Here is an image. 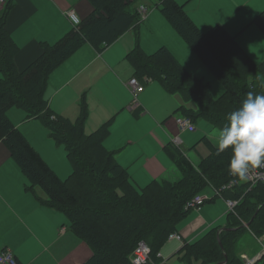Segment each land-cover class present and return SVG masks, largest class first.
Masks as SVG:
<instances>
[{
  "label": "trees",
  "instance_id": "obj_1",
  "mask_svg": "<svg viewBox=\"0 0 264 264\" xmlns=\"http://www.w3.org/2000/svg\"><path fill=\"white\" fill-rule=\"evenodd\" d=\"M91 1L92 11L57 41H41V53L25 68L18 66L20 46L8 27L13 1L8 0L0 10V138L29 180L28 188L40 186L46 193L44 203L63 211L73 232L91 247L92 254L82 264H133L132 255L140 242L151 246V259L157 262L169 235L178 231V224L189 214L185 203L206 186L220 188L239 178L229 172L231 149L216 155L217 144L204 136L193 146L196 149L203 142L208 150L198 164L180 144L170 141L164 145V152L182 173L179 180L154 178L140 186L118 161L117 152L106 146L114 118L86 132L89 111L85 95L75 120L52 110L48 86L54 69L87 43L103 52L126 32L138 31L146 18L138 9L143 4L139 0ZM157 6L225 86V92L215 98L209 84L187 70L167 45L148 52L138 41L126 55L135 76L147 83L157 80L169 93H180L185 101H194L196 108L182 104L178 109L193 123L197 112V117H206L223 128L227 115L249 93L264 94V76L242 51L236 36L222 25L203 31L184 4L176 0H160ZM13 106L24 108L28 119H42L65 144L74 167L67 178H61L13 124L9 117ZM240 181L234 191L224 194L240 199L236 210L227 212L230 229L220 231V226H215L194 242H186L181 257L186 264H245L236 248L249 231L244 223L250 222L249 229L255 234H264V185ZM219 196L216 193L215 198ZM255 264H264V258Z\"/></svg>",
  "mask_w": 264,
  "mask_h": 264
},
{
  "label": "rangeland",
  "instance_id": "obj_2",
  "mask_svg": "<svg viewBox=\"0 0 264 264\" xmlns=\"http://www.w3.org/2000/svg\"><path fill=\"white\" fill-rule=\"evenodd\" d=\"M139 1L147 5L146 18H148L142 20L138 31L126 32L101 53L90 44H85L67 59L68 63L64 64L66 60L51 72L49 86L54 91L52 101L54 111L66 116L68 114L74 120L80 116L81 102L85 95L89 111L85 125L86 132H92L105 121L114 118L108 136V141L114 146L112 151L125 150L124 154H127L132 177L140 186H145L152 180L147 167L148 158L161 150L163 141H170L179 136L182 139L181 149L194 164H198L201 155H206L208 150L203 142L199 143L196 149L193 146L204 136L210 137L217 144L221 127L206 117H197L196 112L193 115L196 129L181 130L178 125L176 126V116L183 115V112H179V107L185 104L196 108V103L191 100L185 101L180 93H169L157 80L149 83L140 80L135 76L133 64L126 58L127 53L138 41L148 52H155L161 44L162 33L171 29L168 32V40L172 48L166 43L173 52L174 49L177 50L180 57L175 52L174 54L178 56L183 66L209 84L215 98L223 95L225 86L191 50L192 48L186 46L185 40L172 28V25L165 22L168 25L166 29L158 20L154 21L160 17L166 19L157 6L160 0ZM93 5L91 0H78L73 8L77 16L84 18L92 11ZM55 40L53 39L52 42ZM75 59L78 60L76 64H74ZM133 77L144 86L143 92L135 94L128 85ZM137 102L138 105L135 104ZM138 106L143 110H137ZM9 117L61 178H67L74 171L65 144L58 141L42 119H28L26 110L18 106L9 109ZM181 177L182 173L177 165L172 164L161 174L160 179L177 181ZM221 182L218 179V184ZM248 182L255 185L251 181ZM211 183L213 182L210 181L209 184ZM228 190L234 191L235 187H225L224 193L222 192L217 198H215L216 190L211 185L198 193L214 199L192 210L178 224L179 232L183 233L187 240L200 237L210 226H225L226 212L236 210L237 206L231 208L228 205L224 195ZM244 225L249 231L241 237L236 248L237 252L239 249L247 252V249L256 246L257 242L264 247L263 234L257 235L249 229L250 222Z\"/></svg>",
  "mask_w": 264,
  "mask_h": 264
},
{
  "label": "crops",
  "instance_id": "obj_3",
  "mask_svg": "<svg viewBox=\"0 0 264 264\" xmlns=\"http://www.w3.org/2000/svg\"><path fill=\"white\" fill-rule=\"evenodd\" d=\"M12 1L14 7L10 13L8 27L20 46L17 56L18 66L25 68L41 53V41L52 42L53 39L57 41L72 28L74 22L69 16V11L74 10L76 13L73 6L78 0ZM176 1L184 4L188 15L203 31L222 25L229 34L235 35L242 51L253 60L264 76V0ZM78 18L82 19L80 16ZM157 20L166 29L168 25L165 22L171 25L162 17L154 21ZM170 30L162 33L161 44L158 47L169 44L172 48L168 40ZM184 42L191 48L186 41ZM174 52L179 56L177 50L174 49ZM68 62L69 60L64 64ZM76 63H78L77 59L74 61V64ZM48 87L52 108L54 91L50 86ZM135 104L138 105V102ZM136 109L143 110L141 106ZM52 110L54 111L53 108ZM66 117H69L68 114ZM175 139L170 141L174 142ZM170 141H163L161 150L148 158L147 167L152 180L160 178L161 174L173 164L163 150L164 145ZM105 142L110 150L114 149L108 138ZM124 151H116L117 159L129 169L127 154H124ZM28 184L29 180L12 157L8 145L0 138V252L10 249L17 259V264H82L92 254L91 247L73 232L69 219H66L68 217L63 211L44 203L45 191L38 185L34 189L28 188ZM192 210L194 209L189 210V213ZM227 224L228 219L222 227H227ZM215 226L217 225L210 226L200 237ZM177 233L182 239L168 237V241L159 252L157 262L151 259L153 264H186L181 259L184 244L194 242L200 237L187 240L179 230ZM262 251L263 247L257 242V245L250 246L247 252L239 249L237 253L243 259L258 258Z\"/></svg>",
  "mask_w": 264,
  "mask_h": 264
},
{
  "label": "clouds",
  "instance_id": "obj_4",
  "mask_svg": "<svg viewBox=\"0 0 264 264\" xmlns=\"http://www.w3.org/2000/svg\"><path fill=\"white\" fill-rule=\"evenodd\" d=\"M226 120L218 133L216 155L231 149L229 172L246 180L250 169L264 166V94L249 93Z\"/></svg>",
  "mask_w": 264,
  "mask_h": 264
},
{
  "label": "built area",
  "instance_id": "obj_5",
  "mask_svg": "<svg viewBox=\"0 0 264 264\" xmlns=\"http://www.w3.org/2000/svg\"><path fill=\"white\" fill-rule=\"evenodd\" d=\"M7 3H8V0H0V10L4 9ZM139 11L142 13L143 17H146L148 14V8L144 4L140 5ZM69 16L71 17L74 23H77L79 21V18L76 15L74 10L69 11ZM128 85L133 89L135 94L141 93L144 91V86H142L139 83L136 77H133L129 81ZM176 121H177L178 127L181 130L194 131L196 129L191 117H188L185 115L178 116ZM181 141L182 139L178 136L174 142L176 145H179ZM246 180L251 181L253 184L260 183L264 185V166H262L261 168L250 169L247 174ZM240 183L241 181L239 179L233 178L230 182L225 184L224 187L215 188L216 193L221 195L225 187L236 186L237 184H240ZM212 199L213 198H210L207 195L198 194L192 197L191 199H189L185 203L184 208L186 210L196 209L200 207L201 205L205 204L206 202H209ZM239 200L240 199L226 198V201L231 208H234L238 204ZM172 238L182 239V236L178 234L177 231H175L169 235V239H172ZM151 254H152L151 246L145 242H140L133 252L132 262L133 264H147L149 261H151ZM263 257H264V247H263V251L260 257L258 258L244 257L245 264H255L258 261V259L263 258ZM0 264H17V259L14 253L10 249H5L2 252H0Z\"/></svg>",
  "mask_w": 264,
  "mask_h": 264
},
{
  "label": "water",
  "instance_id": "obj_6",
  "mask_svg": "<svg viewBox=\"0 0 264 264\" xmlns=\"http://www.w3.org/2000/svg\"><path fill=\"white\" fill-rule=\"evenodd\" d=\"M224 229H230L229 227H221L220 228V231H222V230H224ZM224 262H221V263H219V264H223Z\"/></svg>",
  "mask_w": 264,
  "mask_h": 264
},
{
  "label": "bare ground",
  "instance_id": "obj_7",
  "mask_svg": "<svg viewBox=\"0 0 264 264\" xmlns=\"http://www.w3.org/2000/svg\"><path fill=\"white\" fill-rule=\"evenodd\" d=\"M216 188V187H215ZM235 210V209H234Z\"/></svg>",
  "mask_w": 264,
  "mask_h": 264
}]
</instances>
